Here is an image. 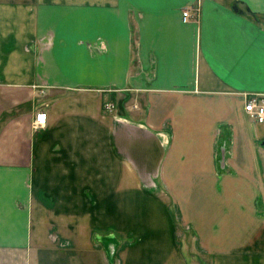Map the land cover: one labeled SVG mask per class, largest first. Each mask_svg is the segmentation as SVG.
I'll return each instance as SVG.
<instances>
[{"label": "crops", "instance_id": "1", "mask_svg": "<svg viewBox=\"0 0 264 264\" xmlns=\"http://www.w3.org/2000/svg\"><path fill=\"white\" fill-rule=\"evenodd\" d=\"M251 94L264 0H0V264H194L173 207L200 221L218 179L264 196ZM217 210L210 262L264 264V221Z\"/></svg>", "mask_w": 264, "mask_h": 264}, {"label": "rangeland", "instance_id": "2", "mask_svg": "<svg viewBox=\"0 0 264 264\" xmlns=\"http://www.w3.org/2000/svg\"><path fill=\"white\" fill-rule=\"evenodd\" d=\"M213 153H214L215 167L223 169V167H225L224 152L220 151L219 153V150L218 151L214 150ZM250 185L251 184H248L247 182L240 183L238 187L239 188L238 189L239 194H238L237 192H235V187L237 186V184L230 183V182L222 183L221 179H218L216 182L214 181L211 185L209 184L208 189H207V193H208L207 197L201 196L202 202L208 201V203H210L207 214L206 213L201 214L202 211L200 210L201 207L199 205H198V208L196 209L197 212L195 213L196 216L200 218L201 222L199 221V219L198 220L192 219V221L187 220L186 218H184L183 213H182L183 211H181L179 207H173L174 216L177 220V232L181 238L180 241L183 245L182 252H183V256L186 258V261L190 262V257H192L193 260H195L194 264H213L210 261H211V254H213L214 252L210 250L212 247L208 248L207 246H205V241L207 239L214 240L217 235L218 236L220 235L221 231L219 230V226L215 225L217 223L213 224L215 225L214 226L215 228H213L212 230L210 231L203 230V228L205 227L203 223H204V220L208 218L207 219L208 224L206 226L208 228L211 226V223H210L211 219H213L215 216V213L212 212L214 208L218 207V210H217L218 213L220 212V210H222L221 213L223 214L222 217L216 216L215 218L221 219L224 217L225 225L226 226L228 225L229 227H231L234 224L231 221L232 219H234V217H232V214H230L231 207L234 205L240 206V210L243 213L249 214L248 212H253L254 213L253 215L255 217L254 219L256 222L255 223L256 227H258L257 225L261 224L262 221H264V196L262 194L261 196H258L257 195L258 193H254L252 195L251 193H253L254 190L253 188L248 189ZM210 189L212 190L213 195L209 194L208 191ZM248 194H250L251 197L248 200L244 199V197ZM193 197H194L192 198L193 201L195 202L200 201L199 193L193 195ZM234 200L238 204H236ZM192 212H190L189 214H191ZM242 219H245L246 221L244 223H246L248 221L247 215L241 214L240 223L241 222L243 223ZM241 225L245 226V224H239L240 228H241ZM254 228L255 227L251 226L249 229L247 228L241 229L238 235H237L238 231L235 230L233 235L235 238H247L250 234L253 233ZM234 229H235V225H234ZM227 231H225V234ZM229 231L231 232V230ZM231 233L229 234L228 238L233 237V236H230ZM205 235H208V236L205 238ZM214 241H212V243ZM220 264H233V263H227V262L223 263L222 262ZM245 264H248V263H245Z\"/></svg>", "mask_w": 264, "mask_h": 264}, {"label": "built area", "instance_id": "3", "mask_svg": "<svg viewBox=\"0 0 264 264\" xmlns=\"http://www.w3.org/2000/svg\"><path fill=\"white\" fill-rule=\"evenodd\" d=\"M190 17L189 11L182 12V20L184 22ZM243 111L255 123L264 125V95L251 94L243 96ZM46 114L43 111L36 113L33 120V127L39 129L45 125Z\"/></svg>", "mask_w": 264, "mask_h": 264}]
</instances>
